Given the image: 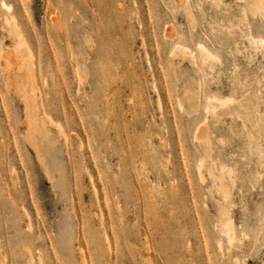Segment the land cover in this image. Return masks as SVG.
<instances>
[{
  "label": "rangeland",
  "instance_id": "rangeland-1",
  "mask_svg": "<svg viewBox=\"0 0 264 264\" xmlns=\"http://www.w3.org/2000/svg\"><path fill=\"white\" fill-rule=\"evenodd\" d=\"M187 1L0 0V45L10 15L37 89L28 112L0 58V264H264V52L246 37H264V14ZM199 42L212 70L173 54ZM209 97L232 103L207 117ZM212 163L231 172L226 198Z\"/></svg>",
  "mask_w": 264,
  "mask_h": 264
},
{
  "label": "bare ground",
  "instance_id": "bare-ground-1",
  "mask_svg": "<svg viewBox=\"0 0 264 264\" xmlns=\"http://www.w3.org/2000/svg\"><path fill=\"white\" fill-rule=\"evenodd\" d=\"M239 1L247 5L248 10L252 15H256L257 13L264 14V0H239ZM184 2H189V1L184 0ZM1 5L7 10V12L11 11V7L7 6L5 3H2ZM241 16H243L244 18L245 14L241 13ZM189 17L191 18L190 15ZM4 23L7 26L6 35L12 40L13 47L9 49V48H5L4 44L0 45L1 46L0 58L3 63V66H1L2 78L5 86L20 97V99L25 104L26 110L29 112L32 107L33 108L36 107L35 98H36L37 89L35 87V74L33 70L35 68L32 59L33 56L31 55V51L26 41L23 39L22 34L19 32L14 19L10 17V15H8L4 19ZM214 35L218 42L224 36L223 32L219 29H216ZM246 37L248 44L251 47L255 49H260L264 52V37H253L251 33H248ZM221 49H222V55L224 57L223 60L227 61L228 60L227 58H229L230 55L231 48L227 44L225 47H222ZM173 54L183 57L187 56L189 62H196V59L198 58L200 65L202 67H207L209 70H212L213 64L219 61L218 57L205 44L201 42L197 44L196 52H194L193 50H189L188 48L182 46L181 44H177L173 50ZM183 103L184 105H186L189 111L195 112L198 107V94L190 93L187 90H183L180 105ZM231 103L232 100L229 98L220 99L217 97H209L207 98V103L204 107V113L207 115V117L217 116V113L219 112L220 109L224 110V108L229 106ZM42 114L44 113L42 112ZM30 116L33 115L30 114L28 116L27 113L26 118L24 119L23 122L24 130L28 137H32L33 132L39 129V128L37 129V126L32 120L33 117L30 118ZM194 138L201 144L207 146L210 144L211 138L205 123L197 127V129L195 130ZM208 173L210 174L209 176H211L212 178L211 184L213 186H217L220 192L222 193V195L224 196V198H226L228 196V187L225 183L224 177L225 175L227 176L230 175L231 173L230 170L226 169V167L223 165H219L217 167L215 163H212L210 172ZM219 231L224 236L228 248L234 247L235 229H234V224L229 217L226 219L225 222H221L219 224ZM80 253L82 254V252ZM80 262L82 264H85L84 259L82 257H80ZM234 264H238L237 260L234 261Z\"/></svg>",
  "mask_w": 264,
  "mask_h": 264
}]
</instances>
